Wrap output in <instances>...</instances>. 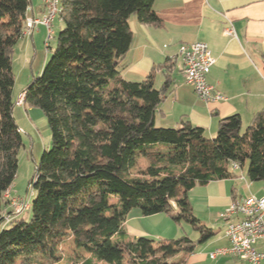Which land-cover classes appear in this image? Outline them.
I'll list each match as a JSON object with an SVG mask.
<instances>
[{
	"label": "trees",
	"instance_id": "obj_1",
	"mask_svg": "<svg viewBox=\"0 0 264 264\" xmlns=\"http://www.w3.org/2000/svg\"><path fill=\"white\" fill-rule=\"evenodd\" d=\"M58 1L63 27L46 48L40 73L21 92L23 104L39 108L50 130V148L28 182L34 196L25 218L7 210L4 194L16 176L22 145L13 117V47L31 0H0V264L29 257L58 262L59 247L71 235L88 253L82 264H182L184 257L176 263L167 258L188 255L213 235L198 225L189 191L231 177L233 163L247 164L250 181H264V107L244 131L239 114L222 118L213 137L189 120L157 126L174 62L167 58L141 81L121 76L132 40L129 18L161 24L154 0ZM139 158L147 165L132 174ZM134 208L143 216L184 218L200 238L128 240L123 225Z\"/></svg>",
	"mask_w": 264,
	"mask_h": 264
},
{
	"label": "crops",
	"instance_id": "obj_2",
	"mask_svg": "<svg viewBox=\"0 0 264 264\" xmlns=\"http://www.w3.org/2000/svg\"><path fill=\"white\" fill-rule=\"evenodd\" d=\"M29 9L28 14L34 17L45 12L44 7L34 9L30 5ZM152 9L161 20L160 25L142 23L135 15L129 18L132 40L121 76L129 81H141L167 58L174 62L169 72L173 84L156 116L159 126H177L181 119L189 120L212 135L222 118L236 113L241 118V130L246 128L264 107V0H154ZM227 27L233 29V36L226 34ZM193 41L206 43L215 58L207 81L224 96L223 100L206 103L185 83L178 47ZM162 80L158 70L156 84ZM231 170V177L201 185L198 198L188 196L198 220L201 219L198 210L207 212L208 228L213 235L198 243L202 244H197L182 264H249L231 255L209 257L214 249L229 245L224 235L226 220L221 217L229 204L250 194L264 196V181H250L241 168ZM128 224L127 217L123 226L128 240L150 236ZM254 246L264 251V239L256 240ZM207 255L212 263H207Z\"/></svg>",
	"mask_w": 264,
	"mask_h": 264
},
{
	"label": "rangeland",
	"instance_id": "obj_3",
	"mask_svg": "<svg viewBox=\"0 0 264 264\" xmlns=\"http://www.w3.org/2000/svg\"><path fill=\"white\" fill-rule=\"evenodd\" d=\"M59 3V1H58ZM31 5L35 8L44 7L42 0H31ZM30 8V7H29ZM30 10V9H29ZM44 12L40 16H35L36 18H41ZM63 27L62 20L59 14L51 22V35L48 38L47 28L45 25L38 24L35 26L32 36H22L18 42L13 47V57H12V69L14 73V86L13 95L16 101L22 96L21 92L29 80L38 75L43 67L44 62L49 56V52L46 50L49 43H54V38L56 32ZM48 39V41H47ZM47 41V46L45 47V42ZM179 75L178 73H176ZM13 117L16 124L22 131V145L18 151V169L16 176L11 183L10 188L4 194L5 198L8 199L7 210L16 216H24L28 218L30 215L29 202L34 196V191H32L28 182L34 176L35 165L38 163L39 158L44 150L50 148V130L47 126V121L41 110L37 107H27L24 104H15L13 108ZM168 123V122H167ZM156 125L159 126V121L156 119ZM168 125V124H166ZM170 126L164 127H174V124H169ZM245 127L241 131H244ZM209 137L215 136V133L210 135L206 133ZM147 165L146 160L139 158L137 166L130 172L135 174L138 169H142ZM247 164L241 168L242 173L246 176ZM201 185L195 186V188L188 193V196L196 195L197 197L201 192ZM115 199L111 198L110 202H114ZM28 207V208H27ZM200 208V206H199ZM6 208L3 213H6ZM197 212V211H196ZM199 223L198 225H203L209 227V222L207 221L208 214L202 211V208L198 210ZM6 215V214H5ZM197 216L195 213L193 214ZM129 226L135 229H140L145 231L144 233H149V238L157 241L159 239H176L181 236H187L191 239L200 238V232L197 227H194L191 223L186 221L184 218L179 221H174L167 214L161 213L156 216H143L139 213L138 208L131 210L129 216ZM73 225H78L79 229L84 228L83 225L78 223H73ZM144 236V235H143ZM130 238L133 234L130 233ZM202 244V243H201ZM198 244L197 246H200ZM60 260L55 263L47 264H82V261L88 256L83 249L77 247L74 243V235L68 237L59 247ZM182 257L185 258V262L188 260L187 255L176 253L172 256H168L167 261L170 263L178 262ZM206 257V256H202ZM126 262V261H125ZM207 255V263H212ZM18 264H45L42 263L38 257L29 258H19ZM94 264H109L104 261H95ZM128 264V263H127Z\"/></svg>",
	"mask_w": 264,
	"mask_h": 264
},
{
	"label": "built area",
	"instance_id": "obj_4",
	"mask_svg": "<svg viewBox=\"0 0 264 264\" xmlns=\"http://www.w3.org/2000/svg\"><path fill=\"white\" fill-rule=\"evenodd\" d=\"M42 2L45 10L43 16L36 18L28 14L24 36H31L35 26L42 24L46 26L50 38L51 22L57 15L58 1L42 0ZM225 32L227 35H234L231 27H227ZM178 56L185 83L193 89L200 100L211 103L224 99V96L207 81V74L214 65L215 58L206 43L202 41L181 43L178 47ZM16 104L22 105L21 97L17 99ZM232 168L236 169L239 166L233 163ZM221 217L226 220L224 235L229 245L214 249L209 253V257L214 259L231 255L249 264H264V251L257 250L254 246L256 240L264 239V196L250 194L233 200Z\"/></svg>",
	"mask_w": 264,
	"mask_h": 264
},
{
	"label": "bare ground",
	"instance_id": "obj_5",
	"mask_svg": "<svg viewBox=\"0 0 264 264\" xmlns=\"http://www.w3.org/2000/svg\"><path fill=\"white\" fill-rule=\"evenodd\" d=\"M58 1V0H57ZM60 13V7H59V4H58V2H57V14H59ZM28 18V17H27ZM27 18H26V21H25V25H26V22H27ZM24 33H25V26H24V28H23V30H22V35L21 36H24ZM29 203V202H28ZM29 205V204H28ZM28 208V207H27Z\"/></svg>",
	"mask_w": 264,
	"mask_h": 264
}]
</instances>
